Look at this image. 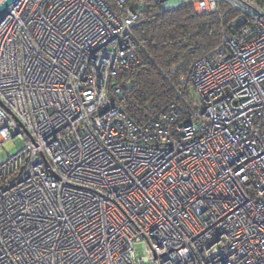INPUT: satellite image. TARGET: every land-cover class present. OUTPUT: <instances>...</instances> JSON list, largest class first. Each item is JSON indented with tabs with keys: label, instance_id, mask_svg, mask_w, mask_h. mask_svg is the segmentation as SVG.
Masks as SVG:
<instances>
[{
	"label": "built area",
	"instance_id": "built-area-1",
	"mask_svg": "<svg viewBox=\"0 0 264 264\" xmlns=\"http://www.w3.org/2000/svg\"><path fill=\"white\" fill-rule=\"evenodd\" d=\"M131 1L0 17V147L23 142L0 162V264H264V0H180L229 20L191 102L142 124L110 88L141 62Z\"/></svg>",
	"mask_w": 264,
	"mask_h": 264
},
{
	"label": "trees",
	"instance_id": "trees-1",
	"mask_svg": "<svg viewBox=\"0 0 264 264\" xmlns=\"http://www.w3.org/2000/svg\"><path fill=\"white\" fill-rule=\"evenodd\" d=\"M107 1L113 6V0ZM130 6L140 16L132 34L141 62L113 79L111 90L116 83L121 91L111 99L142 124L172 102H191V84L181 79L188 77L194 62L220 45L229 17L199 15L189 5L166 9L159 0H132Z\"/></svg>",
	"mask_w": 264,
	"mask_h": 264
},
{
	"label": "rangeland",
	"instance_id": "rangeland-1",
	"mask_svg": "<svg viewBox=\"0 0 264 264\" xmlns=\"http://www.w3.org/2000/svg\"><path fill=\"white\" fill-rule=\"evenodd\" d=\"M180 0H170L164 4L166 9L175 7L179 5ZM181 94L178 93V97L181 99L183 95L179 96ZM191 95L193 94V91L191 92ZM23 147V142L20 138H17L11 142H8L4 144L3 147H0V162H4L7 160L8 156H11L18 152L19 149Z\"/></svg>",
	"mask_w": 264,
	"mask_h": 264
},
{
	"label": "water",
	"instance_id": "water-1",
	"mask_svg": "<svg viewBox=\"0 0 264 264\" xmlns=\"http://www.w3.org/2000/svg\"><path fill=\"white\" fill-rule=\"evenodd\" d=\"M14 0H5L1 6H0V17L7 11L9 6L13 3ZM162 4H165L166 2L170 0H159Z\"/></svg>",
	"mask_w": 264,
	"mask_h": 264
}]
</instances>
